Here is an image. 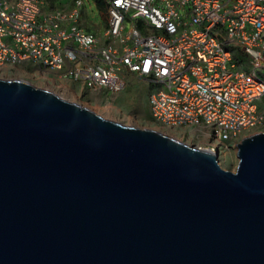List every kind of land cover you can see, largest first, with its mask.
I'll use <instances>...</instances> for the list:
<instances>
[{"label":"water","instance_id":"water-1","mask_svg":"<svg viewBox=\"0 0 264 264\" xmlns=\"http://www.w3.org/2000/svg\"><path fill=\"white\" fill-rule=\"evenodd\" d=\"M237 157L0 78V264H264V133Z\"/></svg>","mask_w":264,"mask_h":264},{"label":"built area","instance_id":"built-area-1","mask_svg":"<svg viewBox=\"0 0 264 264\" xmlns=\"http://www.w3.org/2000/svg\"><path fill=\"white\" fill-rule=\"evenodd\" d=\"M107 4L94 32L83 25L84 0L55 9L0 0V71L25 65L73 97L120 92L135 75L152 87L156 131L219 155L264 133V0Z\"/></svg>","mask_w":264,"mask_h":264},{"label":"rangeland","instance_id":"rangeland-1","mask_svg":"<svg viewBox=\"0 0 264 264\" xmlns=\"http://www.w3.org/2000/svg\"><path fill=\"white\" fill-rule=\"evenodd\" d=\"M84 27L89 31L102 32L104 30V21L98 13L92 0H84ZM46 4V3H45ZM73 4V0H57L54 3L55 8H68ZM46 4V8H48ZM29 69L27 66H19L17 69L5 67L0 71V78L5 80H24L36 87L54 91L60 97L77 102L80 105L90 108L104 118L121 122L128 126L140 129L155 130L152 124L153 117L150 114L149 96L152 87L144 80L135 75L126 76V88L120 92H111L107 90L93 92L82 89L80 94L75 97L70 96L64 88L54 89L49 83L40 79L30 78L27 74ZM79 90V87H76ZM156 131V130H155ZM182 141V139H178ZM183 142L195 146L199 141ZM203 145V144H201ZM219 163L221 167L230 172H235L239 159L237 157V147L230 145L227 150L219 155Z\"/></svg>","mask_w":264,"mask_h":264},{"label":"trees","instance_id":"trees-1","mask_svg":"<svg viewBox=\"0 0 264 264\" xmlns=\"http://www.w3.org/2000/svg\"><path fill=\"white\" fill-rule=\"evenodd\" d=\"M44 1V3L48 4V8L51 9L52 7H54V3L57 0H41ZM98 13L101 15L103 21L106 20L107 18V8H108V4L107 1L108 0H92Z\"/></svg>","mask_w":264,"mask_h":264}]
</instances>
